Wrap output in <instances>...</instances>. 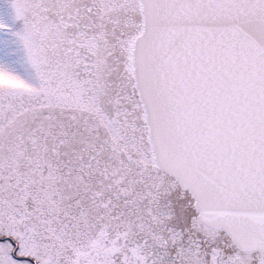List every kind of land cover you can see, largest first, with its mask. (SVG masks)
Wrapping results in <instances>:
<instances>
[{"label": "snow or ice", "instance_id": "1", "mask_svg": "<svg viewBox=\"0 0 264 264\" xmlns=\"http://www.w3.org/2000/svg\"><path fill=\"white\" fill-rule=\"evenodd\" d=\"M0 264H264V0H3Z\"/></svg>", "mask_w": 264, "mask_h": 264}, {"label": "rangeland", "instance_id": "2", "mask_svg": "<svg viewBox=\"0 0 264 264\" xmlns=\"http://www.w3.org/2000/svg\"><path fill=\"white\" fill-rule=\"evenodd\" d=\"M0 20H3L4 22H10L7 10L4 7L3 0H0Z\"/></svg>", "mask_w": 264, "mask_h": 264}]
</instances>
